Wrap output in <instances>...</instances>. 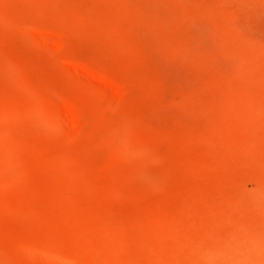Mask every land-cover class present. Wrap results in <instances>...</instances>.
I'll return each instance as SVG.
<instances>
[{"label":"rangeland","instance_id":"obj_1","mask_svg":"<svg viewBox=\"0 0 264 264\" xmlns=\"http://www.w3.org/2000/svg\"><path fill=\"white\" fill-rule=\"evenodd\" d=\"M2 120L0 264H264V0H0Z\"/></svg>","mask_w":264,"mask_h":264},{"label":"bare ground","instance_id":"obj_2","mask_svg":"<svg viewBox=\"0 0 264 264\" xmlns=\"http://www.w3.org/2000/svg\"><path fill=\"white\" fill-rule=\"evenodd\" d=\"M11 114H15L14 112H11ZM3 123V120L2 121H0V126H1V124ZM6 126V125H5ZM120 237V236H119ZM103 240L105 241V239L103 238ZM107 240H109V239H107ZM103 241V242H104ZM114 241V240H113ZM112 241V242H113ZM167 241L168 242H171L170 241V239H167ZM100 242V241H99ZM112 242H110L111 243V245H112ZM122 242H125V240L124 241H122ZM127 243V242H126ZM100 244V243H99ZM122 244V243H121ZM197 244V243H196ZM198 244H200V243H198ZM101 245V244H100ZM105 245V244H104ZM124 245V244H123ZM107 246V245H106ZM128 246V245H127ZM102 247V246H101ZM101 247H99L98 249H101ZM125 247V246H124ZM117 248V247H116ZM103 249H105V247L103 248ZM119 249V248H118ZM117 249V250H118ZM126 249V248H125ZM143 249V248H142ZM175 249L177 250L178 248L177 247H175ZM34 250H36L39 254H40V256H43V257H46V258H56V256L55 255H53L52 253H50L49 251H47V250H45V249H40V248H34ZM116 250V251H117ZM128 250V249H127ZM113 251V250H112ZM98 252H99V250H98ZM110 252H111V250H110ZM125 252V251H124ZM162 252V255H163V259H164V264H187V261L184 259V258H178L177 259V261L175 262L174 261V259L171 257V254L169 253V251H166V250H163V251H161ZM177 253H178V251H177ZM113 254V253H112ZM116 257V256H115ZM118 257V256H117ZM180 257V256H179ZM123 258V257H122ZM96 259H97V261L98 262H100L101 264H113L114 262L112 261L113 259H112V257H111V255H110V253H107V251H104V252H100V253H98L97 254V256H96ZM116 261L118 262V264H121V262H120V260L117 258L116 259ZM127 261V260H126ZM133 261V260H132ZM219 262V261H218ZM129 263V262H128ZM127 263V264H128ZM242 263V262H241Z\"/></svg>","mask_w":264,"mask_h":264}]
</instances>
